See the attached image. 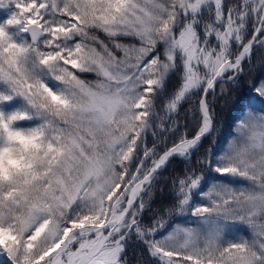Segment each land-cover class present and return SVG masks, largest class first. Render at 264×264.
<instances>
[{
    "label": "snow or ice",
    "instance_id": "snow-or-ice-1",
    "mask_svg": "<svg viewBox=\"0 0 264 264\" xmlns=\"http://www.w3.org/2000/svg\"><path fill=\"white\" fill-rule=\"evenodd\" d=\"M0 13V264H264V79L223 144L215 107L264 0Z\"/></svg>",
    "mask_w": 264,
    "mask_h": 264
},
{
    "label": "trees",
    "instance_id": "trees-1",
    "mask_svg": "<svg viewBox=\"0 0 264 264\" xmlns=\"http://www.w3.org/2000/svg\"><path fill=\"white\" fill-rule=\"evenodd\" d=\"M235 0H226L227 3H232ZM2 14V13H0ZM261 52L258 51V48L253 50L252 55V67L250 70L247 68V62L245 64L246 74L241 77L240 82L233 87V91L230 93L228 97H217L216 100V112L218 118V126L221 128V143L223 144L224 137L228 135L231 131L233 122L236 121L237 117L241 115V101L246 100V98L250 95H254L252 91V84L258 82L261 79H264V63L262 64V60L260 59ZM91 78V77H90ZM211 99V96H209ZM227 100V103L224 101ZM187 107V106H185ZM253 112H259V108H251ZM190 119V118H189ZM148 143L151 145L152 138L149 136ZM207 146V145H206ZM182 165L179 161H173L171 165H169V171L173 168H179ZM164 175H168V173H164ZM169 188H165L163 194H157L158 203L164 199L165 196L168 195ZM177 223H183V218L177 219Z\"/></svg>",
    "mask_w": 264,
    "mask_h": 264
},
{
    "label": "rangeland",
    "instance_id": "rangeland-1",
    "mask_svg": "<svg viewBox=\"0 0 264 264\" xmlns=\"http://www.w3.org/2000/svg\"><path fill=\"white\" fill-rule=\"evenodd\" d=\"M235 2V1H234ZM258 51L261 52L260 59L262 60V64L264 63V48H258Z\"/></svg>",
    "mask_w": 264,
    "mask_h": 264
}]
</instances>
